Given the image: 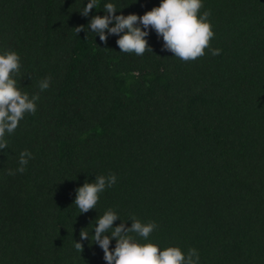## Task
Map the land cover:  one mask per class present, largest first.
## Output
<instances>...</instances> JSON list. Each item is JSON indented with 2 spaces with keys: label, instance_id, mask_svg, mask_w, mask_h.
I'll return each mask as SVG.
<instances>
[{
  "label": "trees",
  "instance_id": "obj_1",
  "mask_svg": "<svg viewBox=\"0 0 264 264\" xmlns=\"http://www.w3.org/2000/svg\"><path fill=\"white\" fill-rule=\"evenodd\" d=\"M88 2L0 0V53L19 54L18 84L40 96L0 150V264H107L93 235L109 208L114 227L155 222L149 241L195 248L199 264H264V0H202L215 36L189 62L154 29L136 55L88 28L107 3L142 16L161 0H96L84 16ZM109 174L81 214L76 190Z\"/></svg>",
  "mask_w": 264,
  "mask_h": 264
},
{
  "label": "clouds",
  "instance_id": "obj_2",
  "mask_svg": "<svg viewBox=\"0 0 264 264\" xmlns=\"http://www.w3.org/2000/svg\"><path fill=\"white\" fill-rule=\"evenodd\" d=\"M202 0H161L159 6L152 8L142 16L129 14L116 15L117 9L112 3L104 5V16L96 15L91 19L88 28L97 33L100 40L107 43L108 35L119 36L117 45L121 52L143 55L146 50H152L146 37L154 29L164 41V49L184 62L195 61L205 55V50L211 46L215 36L213 25L209 19L211 12L205 11ZM96 7V0H89L81 13L88 16ZM114 22V26H111ZM79 34L84 31L81 25L75 28ZM153 51V50H152ZM220 49H211L213 56L219 55ZM21 57L15 51L7 50L0 53V150L8 147L6 134H12L24 119L25 114H35L39 94L31 97L22 90L16 77L20 74ZM51 77L40 81L39 88L45 91L50 87ZM33 158L30 151L20 153V167L9 170V175L24 173L29 159ZM115 174L98 175L93 182H85L76 190L74 204L80 213L96 209L100 194L107 187L115 185ZM120 219L119 214L109 208L95 221L93 238L104 251L107 264H199V253L190 248L187 253L180 247L169 246L161 249L156 243L148 240L150 234L158 227L155 222L142 223L132 217L131 227L122 222L113 226ZM110 233V235H108ZM133 234H136L135 236ZM136 236L142 237L146 243H141ZM81 241L89 239L86 231L80 232ZM116 246L111 249L112 240ZM75 249L84 251L82 242H75Z\"/></svg>",
  "mask_w": 264,
  "mask_h": 264
}]
</instances>
